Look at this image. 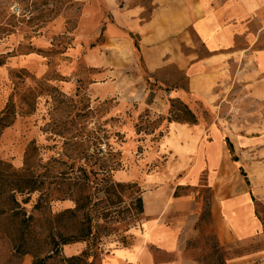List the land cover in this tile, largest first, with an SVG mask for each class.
<instances>
[{
    "label": "rangeland",
    "instance_id": "1",
    "mask_svg": "<svg viewBox=\"0 0 264 264\" xmlns=\"http://www.w3.org/2000/svg\"><path fill=\"white\" fill-rule=\"evenodd\" d=\"M137 2L149 10L150 0ZM109 22L102 0H0V112L9 103L16 109L14 122L0 134V264H68L66 257L85 249V242H75L54 252L47 237L50 230L78 237L88 233L95 243L93 256L87 259L91 264H114L111 255L117 249L141 245L139 223L143 216L119 219L117 212L128 207V190H117L123 202L109 205L101 191V169L119 160L113 179L139 183L160 167L167 156L163 151L171 145L169 140L157 144L167 132V119L186 117L180 103L184 101L176 96L184 91L186 79L174 64L149 71L142 57L133 69L117 68L119 57L130 59L139 42L136 35ZM195 44L203 52L196 38ZM91 59L99 66H91ZM261 76L238 73L229 102L212 111L195 100L192 109L203 130L216 120L226 147L224 137L231 139L229 132L235 138L239 134L251 137L242 148L233 146L235 162L250 179L256 178L258 182L250 187L264 202V155H255L264 146ZM164 105L167 112L161 111ZM216 115L220 117H213ZM31 141L40 147L43 159V164L34 160L36 173L43 174L46 168L51 173L69 172L66 183L71 199H56L61 197L56 192L59 186L50 178L41 188L50 198L40 208L34 207L38 191H11L10 181L23 169L24 153ZM58 153L67 155L60 156L64 164L49 161L59 157ZM199 158L202 161L205 155L200 152ZM259 161L263 163L257 165ZM207 180L204 169L195 187L177 188L178 195L192 193L203 201L198 223L201 235L189 242L183 256L197 264H226L230 255L262 248L263 234L245 245L219 246L210 223ZM12 192L20 202L17 208L7 202ZM75 198L80 208L76 209ZM24 199L28 201L24 203ZM64 209L75 211L58 222L55 215ZM259 209L264 211L261 205ZM104 213H109L107 218H103ZM28 215L32 219L27 227L24 219ZM148 250L157 260L172 258L155 247ZM131 256L130 252L124 254L126 259Z\"/></svg>",
    "mask_w": 264,
    "mask_h": 264
},
{
    "label": "crops",
    "instance_id": "2",
    "mask_svg": "<svg viewBox=\"0 0 264 264\" xmlns=\"http://www.w3.org/2000/svg\"><path fill=\"white\" fill-rule=\"evenodd\" d=\"M102 1L109 23L138 37V48L131 51L130 59L119 57L116 67L133 69L139 57L149 71L174 64L188 77L187 90L175 94L192 111L195 100L212 111L229 102L238 73L260 74L258 82L264 85V0H150L149 10L138 0ZM195 38L203 52L197 50ZM88 62L99 66L93 59ZM259 90L264 88L260 86ZM161 111L167 112V105ZM229 135L235 148L251 142V137L243 134L236 138L231 132ZM223 136L215 119L208 130H203L199 121L193 125L168 124L157 143L169 140L171 145L163 149L167 156L138 183L143 202L141 245L132 244L125 251L117 249L111 255L114 264H197L183 255L189 242L201 235L198 223L203 201L192 193H174L179 186L195 187L204 169L208 171L210 223L219 246L245 245L253 237L264 235V211L259 209L264 202L250 187L258 181L247 176L250 183L246 182L239 164L223 144ZM200 152L205 155L202 161ZM256 154L264 155V146ZM150 246L172 258L157 260L148 250ZM123 252L132 256L126 259ZM225 263L264 264V246L230 255Z\"/></svg>",
    "mask_w": 264,
    "mask_h": 264
},
{
    "label": "trees",
    "instance_id": "3",
    "mask_svg": "<svg viewBox=\"0 0 264 264\" xmlns=\"http://www.w3.org/2000/svg\"><path fill=\"white\" fill-rule=\"evenodd\" d=\"M184 77L186 79V84L184 87H182L184 90H187V82L188 77L184 74ZM185 110V118H176V119H167L168 122H178V123H187L189 125L196 124L198 119L196 114L189 108V106L185 102H180ZM16 115V109L12 103H9L5 106V108L0 112V134L2 133L3 129L10 126L15 119ZM225 143L227 145V148L229 152L231 153L232 159L234 161H237V157L234 154V149L231 141L228 137L224 138ZM99 153H103L100 149H97ZM108 153H111L109 151ZM119 153V152H117ZM59 157H50L49 161H53L55 163H62L64 164V161L62 157L67 155L65 153H58ZM40 164H43V159L40 152V147L36 145L34 141H31L25 150L24 153V167L20 171H18L17 174L13 176V180L10 181V184L13 185V188L11 191H14L15 193H33L38 191L40 194L37 198V202L34 207L40 208L42 207L48 200H49V192L42 191L41 188L45 186V179H51L53 182L56 183L59 187L56 192L61 197H57L56 199L59 200H65L67 198L71 199V194H69V184L66 183L67 179H69V172H66L65 170H58L56 173H51L48 168L43 174H38L34 170L33 162L34 160H37ZM2 162L0 161V164ZM47 163H49L47 161ZM117 165H119V160L113 161L112 165H109L106 168H102V181L104 182V185L101 189L107 203L109 205L115 204V203H121L123 202V199L117 195V190H128V195L126 196L128 203V207L124 208L122 211L117 212L118 217L120 220H125L129 218H134L137 215H140L143 213V202L141 197V188L139 187L137 182H122V181H115L112 176V171L116 168ZM73 168V167H72ZM81 171L85 174L86 170L84 167L80 168ZM240 172L244 176L246 182L249 184V180L247 177L246 172L240 167ZM15 172V171H14ZM92 175H95L96 172L91 170L90 171ZM89 187V185H87ZM65 187V189H64ZM174 196H178L177 191H175ZM114 197V199H113ZM88 199V197H86ZM76 205V209L80 208L78 199H72ZM28 200L24 199L23 202L26 203ZM8 204H14L17 207L20 206V202L17 200L15 194L12 192L7 200ZM133 205V206H131ZM74 209H64L59 211L55 216L58 222H61L62 219L69 213H73ZM109 213H104L103 218H107ZM25 215V213H24ZM32 219V216L28 215V217L24 220H26L27 227L29 226V220ZM47 237L49 238L51 244L53 245L54 252H57L59 248L63 245L75 243V242H85L86 247L83 249L80 254L78 255H72L70 257H66L65 260L68 262V264H91L87 262L88 257L93 256L94 250V244L92 238L90 239L88 233L83 234L81 237H78L77 235L73 233H67V232H54L53 230H50L47 234Z\"/></svg>",
    "mask_w": 264,
    "mask_h": 264
}]
</instances>
